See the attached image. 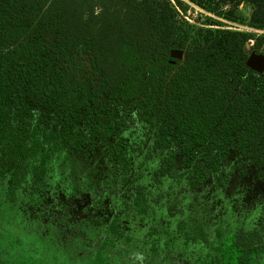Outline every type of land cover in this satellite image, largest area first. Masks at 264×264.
Returning a JSON list of instances; mask_svg holds the SVG:
<instances>
[{"label":"trees","instance_id":"1","mask_svg":"<svg viewBox=\"0 0 264 264\" xmlns=\"http://www.w3.org/2000/svg\"><path fill=\"white\" fill-rule=\"evenodd\" d=\"M188 1L229 21L248 3L252 29L190 24L184 0H0L13 254L17 237L50 264H264V196L233 197L264 191V71L247 64L264 0Z\"/></svg>","mask_w":264,"mask_h":264},{"label":"flooded vegetation","instance_id":"2","mask_svg":"<svg viewBox=\"0 0 264 264\" xmlns=\"http://www.w3.org/2000/svg\"><path fill=\"white\" fill-rule=\"evenodd\" d=\"M249 183H251V181ZM249 183L245 185L246 188L243 187L244 186L243 185L242 186L243 188L241 187L239 192H237L236 195L233 196L237 204L236 206L240 207L246 205V202H251V200H254L256 198L261 199L259 198V196L261 195L264 196L263 194L264 191L260 189L257 192L258 193L257 197L253 198L251 196L253 191L251 190L252 188L249 187L248 185ZM26 212L30 214L29 220H31L34 213L33 208L29 206L26 209ZM3 237H4L3 234L0 232V264H30V262H34L35 264H50L48 263L49 262L48 258H45L44 256L41 255L39 256L40 258H38L35 253H32L33 251L30 252L28 250L29 243H22L18 240L17 237H16V254H13V252L10 250L11 245L8 244ZM111 256H113V259L115 260V262H117V264H144L143 261L139 263V261L133 258L131 254L122 256L115 253V254H110V257ZM30 258L32 261L30 260ZM90 258L93 259V256H91ZM85 264H91V262L86 261Z\"/></svg>","mask_w":264,"mask_h":264},{"label":"rangeland","instance_id":"3","mask_svg":"<svg viewBox=\"0 0 264 264\" xmlns=\"http://www.w3.org/2000/svg\"><path fill=\"white\" fill-rule=\"evenodd\" d=\"M187 3L186 12L180 11V18H185L190 24L196 25V26H206L205 23L209 22V19L217 20L226 24H229L233 28H238L242 30H251L248 25H246L244 22L247 21L252 13V6L248 3H241L239 5L233 6V10L235 12V15L239 18L237 21H229L213 12H208L205 9L201 8L200 6L188 1L184 0ZM210 27L216 28L219 27L218 25H210ZM259 184V183H258ZM255 182L251 181L249 183V187L252 188L251 190L253 193L251 196L257 197V192L260 190L259 185ZM252 198V199H253Z\"/></svg>","mask_w":264,"mask_h":264},{"label":"water","instance_id":"4","mask_svg":"<svg viewBox=\"0 0 264 264\" xmlns=\"http://www.w3.org/2000/svg\"><path fill=\"white\" fill-rule=\"evenodd\" d=\"M183 51L178 49H173L171 51V57L174 59L181 60L183 58ZM248 66L252 69L263 72L264 71V55L252 52L247 61Z\"/></svg>","mask_w":264,"mask_h":264}]
</instances>
